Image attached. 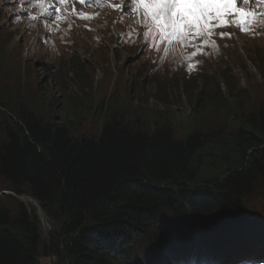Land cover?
Segmentation results:
<instances>
[{"label": "trees", "instance_id": "16d2710c", "mask_svg": "<svg viewBox=\"0 0 264 264\" xmlns=\"http://www.w3.org/2000/svg\"><path fill=\"white\" fill-rule=\"evenodd\" d=\"M72 97L65 95L66 116L0 103V178L16 195L38 201L56 227L57 264H145L139 251L147 248L157 249L156 264H172L164 248L208 264L261 242L264 224L248 221L257 208L246 205L264 184L261 113L232 115L226 128L200 129L190 120L185 136L170 120L156 126L150 112L146 123L110 114L98 133L77 134L91 105ZM171 234L173 243H165ZM40 247L36 209L0 206V264H40Z\"/></svg>", "mask_w": 264, "mask_h": 264}, {"label": "rangeland", "instance_id": "374dc122", "mask_svg": "<svg viewBox=\"0 0 264 264\" xmlns=\"http://www.w3.org/2000/svg\"><path fill=\"white\" fill-rule=\"evenodd\" d=\"M237 7L251 8L256 15L247 25L235 23V14L226 17L227 23H219L220 33L206 36L204 44L207 46L211 40L219 43L220 55L207 62L206 50L193 55L198 37H190L187 42L177 38L160 42L157 35L154 44V36L145 35L148 24L140 19L141 10L134 12L130 0L116 8L109 6L104 10L105 15L99 17L95 15L100 9L91 5L75 9L60 0H44L42 4L0 0V103L5 100L10 104L34 106L35 110L44 109L50 116L60 109L66 116L65 95L72 94L71 103L85 100L91 105L89 113L84 114L87 116L81 119L83 124L76 126L77 134L98 133L110 114L124 117L125 121L146 123L149 121H145L144 114L150 112L153 114L150 120L153 123L155 119L156 126L170 120L168 124L177 136L187 135L190 120L200 129H212L229 127L232 115L247 118L250 113H261L262 119L264 1L242 5L238 0ZM68 15L78 18L73 25L82 23L89 28L83 43L75 40L68 44L63 34L67 26L64 18ZM118 15L119 23L113 31L111 27ZM86 33L84 30L75 34L83 37ZM227 40L231 42L228 48L223 44ZM163 48L176 60L186 48L188 56L196 62L183 71L151 72L149 62L158 57ZM254 63H258L262 72ZM85 86L89 88L83 90ZM231 90L239 94L230 98ZM81 93L84 97L77 98ZM217 109L226 111L228 118L222 117ZM3 126L0 115V141L4 136ZM261 187V184L255 187L246 205L264 214V184ZM19 202L35 208L40 218L39 263L57 264L63 255L62 242L56 241V227L38 201L28 195H16L0 178V206L13 213ZM163 241L173 243L172 234ZM250 248L249 253H230L225 264L253 258L264 262V242H253ZM156 253L157 249L149 248L139 251L141 258H149L148 264H156ZM181 261L190 264L185 258Z\"/></svg>", "mask_w": 264, "mask_h": 264}, {"label": "snow or ice", "instance_id": "6c2138e0", "mask_svg": "<svg viewBox=\"0 0 264 264\" xmlns=\"http://www.w3.org/2000/svg\"><path fill=\"white\" fill-rule=\"evenodd\" d=\"M37 2L42 4L44 0ZM250 2L255 5L256 0H239L242 5ZM237 3L238 0H132L133 11H143L149 27L145 35H153L154 44L157 35L160 42L165 39L171 42L173 38L187 42L190 37L211 35L213 21L227 23L226 17L230 14L236 15L238 24L247 25L256 13L251 8L237 7ZM164 51L168 53L167 48Z\"/></svg>", "mask_w": 264, "mask_h": 264}, {"label": "bare ground", "instance_id": "6f19581e", "mask_svg": "<svg viewBox=\"0 0 264 264\" xmlns=\"http://www.w3.org/2000/svg\"><path fill=\"white\" fill-rule=\"evenodd\" d=\"M70 4H75L77 7L80 5V1L76 0H68ZM85 29L82 28L81 26L77 27L75 33L79 34L80 32L84 31ZM32 198V197H31ZM35 200V199H34ZM31 203V202H30ZM172 245V244H171Z\"/></svg>", "mask_w": 264, "mask_h": 264}]
</instances>
